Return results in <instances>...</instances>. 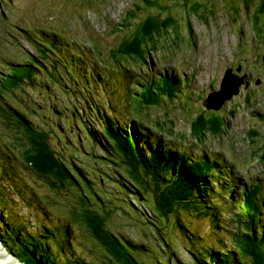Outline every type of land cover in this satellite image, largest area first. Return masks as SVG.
Wrapping results in <instances>:
<instances>
[{
  "label": "trees",
  "instance_id": "trees-1",
  "mask_svg": "<svg viewBox=\"0 0 264 264\" xmlns=\"http://www.w3.org/2000/svg\"><path fill=\"white\" fill-rule=\"evenodd\" d=\"M3 2L10 3L12 0ZM257 2L252 15L253 27L258 24L259 16L264 15V0ZM165 8L163 0H141V5L126 13L118 29L131 34L133 29L144 27L149 39L138 40L133 34L123 36L128 42L114 49L120 48L122 57L126 59H146L149 53L157 50L162 31L175 21L172 15L163 17L155 12ZM129 12L132 14L129 15ZM211 20L200 16L197 23L207 27ZM191 27L194 29L195 22ZM47 36L50 45L51 42L63 44V40L55 34ZM79 48L72 50L78 51ZM77 54V62L73 63L75 66L67 56L62 54L58 57L63 68L60 80L55 90L52 84L49 89L45 87L53 97L40 94L48 96V100H40L43 104L40 114L47 112L45 117L51 123L45 120L38 122L14 105L5 103L0 106L3 111L0 121L5 127L19 133L17 129L32 132L20 134L19 139L26 138L32 142L45 139L44 132L49 127L57 135L62 148L67 150L73 146L79 152L76 158L84 162L80 167L75 159L69 161L63 156L57 157L49 148L21 155L12 150L0 133V178L5 181L6 192L12 195V198L4 194L0 196V243L22 264H264V215L256 214L254 201L246 200V194L240 198L241 190L246 192V187L241 185L239 188L230 167L227 175H224L223 168L218 170L224 176L225 184L221 180L216 181L219 174L212 175L216 166L222 167L219 160L212 165L213 172L200 174L201 167L195 165L191 155L173 147L169 137L164 136L169 135L165 123L156 121L153 126L148 113L145 114L147 118L137 119L140 123L129 117L123 121L117 109H108L105 105L99 108L100 103L89 104L91 122L98 126L96 130L83 118L87 107L81 108L79 115L72 113L70 116L66 99L58 95L60 91L67 100L78 98L80 93L83 94L81 85L84 84L86 89V84L95 81L96 77L100 83L98 87L102 89L108 84L109 90L106 80L110 73L122 74L133 70L119 58L113 66L93 55ZM71 56L75 55L72 53ZM68 76L74 78L71 87L64 84ZM46 84L50 82L46 81ZM176 85L168 75L160 84L156 98L167 100L169 95H173ZM3 92L0 89V96ZM157 103L158 100L137 102L136 110H149ZM207 113L203 112L193 122L198 123L202 131L217 130L222 118L215 116V112H209L212 116L207 117ZM71 118L78 124L83 141L91 143L92 147L86 148L85 156L80 153L78 145L66 144ZM14 131L10 133L11 143L16 142V137L12 135ZM254 134L258 135L257 132ZM69 136L73 142H79L78 133ZM95 149H98L99 155ZM41 182H44V187H39ZM216 185H221L220 189ZM224 187L227 189L224 190ZM66 188L72 193L68 198L64 196ZM237 188V197L230 203L228 200ZM223 191L227 193L223 194ZM58 195L64 196L65 209L73 207L72 214L66 216L52 211L61 202ZM14 201L15 207L28 208L27 216H20L17 211L10 212L15 210V207L11 208ZM219 203L224 204V210L233 211V219L225 227L220 221L222 209ZM238 205L241 208L239 212L235 209ZM246 208L251 211L245 212ZM185 211H194L199 217L209 219L213 232H227L234 247L228 248L223 243L217 247L205 239L192 237L194 233L190 224L183 221ZM114 215L142 219L147 224L154 246L149 238H135L128 227L123 230L114 225ZM80 239L94 243L104 254V261L96 262L95 251L90 259L81 249Z\"/></svg>",
  "mask_w": 264,
  "mask_h": 264
},
{
  "label": "rangeland",
  "instance_id": "rangeland-1",
  "mask_svg": "<svg viewBox=\"0 0 264 264\" xmlns=\"http://www.w3.org/2000/svg\"><path fill=\"white\" fill-rule=\"evenodd\" d=\"M163 4L166 8L155 12L161 13L163 17L166 14L172 15L175 21L162 31L157 50L149 53L146 59H126L122 57L120 48L114 49L128 42L123 36L133 34L138 40L149 39V33L144 27L133 29L131 34L118 29L126 13L134 6L141 5V0H12L10 3L0 0V78L3 80L0 89L4 91L0 96V106H4L5 103L14 105L38 122L45 120L51 123V120L45 117L47 112L40 114L43 110L40 100H48L47 95L53 97L45 88L46 81H49L55 90L61 67L58 58L43 44L47 42L49 32L53 31L66 39L77 40L84 48L83 53L93 55L113 66L116 65V58H119L124 63L127 62V66L133 67V70L122 74L110 73L106 80L110 85L109 90L108 84L103 88L104 90H99L100 83L97 82L96 77L95 81L86 84V89L84 84L81 85L83 94L80 93L78 98L67 100L60 91L58 95L66 99L70 116L72 113L79 115L80 109L87 107L83 118L92 129L96 130L98 126L91 122L92 113L88 110L89 104L100 103L102 105L98 106L99 108L105 105L108 109H117L123 121H126V117L130 120L145 119L147 118L145 114L148 113L153 126L156 121L165 123L170 136L167 134L164 136L169 137L173 147L191 155L195 165L201 167L200 174L213 172L212 165L219 160L222 167L216 166L212 175L215 177L219 174L216 181L221 180L225 184L224 176L218 170L221 171L223 168L224 175H227L231 168L233 175L237 177L234 180L238 181L239 188L247 184L246 192L241 190L240 198L246 194V200L254 201L256 214L263 216L264 15L259 16V22L255 27L252 18L258 2L257 0H163ZM131 14L129 12V15ZM140 14L144 16L143 13ZM200 16L212 19L207 27L201 23L199 26L197 23ZM193 22H195L194 29L191 27ZM51 48L59 56L61 54L67 56L72 64L77 62L75 57L78 54L73 53L75 56H71L72 49L54 43ZM38 67L41 71L37 69ZM229 68L234 69V76L229 80L232 92L239 86V93L232 95L230 99L227 98L226 103L215 112V116L222 118L217 130L202 131L193 119L203 112H208L202 108V101L210 94H219L222 91L221 84ZM168 75L174 76L173 84L180 83L176 87L177 90L173 92V96L169 95L167 100L162 97L156 98L160 84ZM64 84L71 87L74 78L68 77V81H64ZM138 90L143 91V94L137 92ZM40 94L47 95L42 97ZM225 98L218 102L216 107H219ZM152 100H158V103L151 109L136 110L137 102ZM2 113L1 109L0 114ZM206 116L211 117L212 113L208 112ZM70 122L66 144L72 146L69 135L78 133L79 151L85 156L86 148L92 147L91 143L88 140L83 141L81 130L72 118ZM60 124L62 125L61 122ZM46 129L45 139L37 142L26 138L19 139L20 134L32 132L25 129H17L20 133L12 130L16 142L11 143L12 131L0 121V133L5 136L6 143L14 152L26 155L29 151L36 153V150L43 151L49 148L55 156H63L69 161L75 159L76 164L82 167L84 162L81 158H76L79 155L78 150L73 146L64 150L57 135L49 127ZM95 153L99 155L98 149H95ZM250 182H258V184L255 187ZM214 183L211 185L214 186ZM4 186L5 181L0 178V196L4 194L12 198ZM39 187H44V182H41ZM215 187L220 189L221 185ZM239 188L228 200L230 203L236 199ZM226 189L227 187H224V190ZM70 195L72 193L66 188L65 198ZM48 196L51 197L52 194L49 193ZM58 196L61 202H58L52 211L58 214H72L73 207L65 209L64 196ZM240 200L242 203L245 202L244 199ZM218 205L222 209L220 221L225 227V224L232 221L233 211L227 208L223 210L224 204ZM13 207L15 201L11 205V208ZM235 209L237 212L241 211L239 205ZM16 211L20 216L28 215L27 207L18 206L10 212ZM249 211L251 209L246 208L245 212ZM35 212L34 209L33 213ZM183 217L184 223L190 224L194 233L192 237L195 239H205L217 247L223 243L224 246L231 248L227 232H213L208 219L199 217L194 211L183 212ZM113 223L123 230L124 227H128V231L135 238L142 240L149 238L150 244L154 246L147 224L142 219L114 215ZM80 247L90 259L95 251L96 262L104 261V254L94 243L89 244L80 239ZM7 253L12 255L6 250L4 257L8 255ZM184 257L188 259L186 255ZM4 261L10 264L7 257ZM12 264L17 263L12 262Z\"/></svg>",
  "mask_w": 264,
  "mask_h": 264
},
{
  "label": "clouds",
  "instance_id": "clouds-1",
  "mask_svg": "<svg viewBox=\"0 0 264 264\" xmlns=\"http://www.w3.org/2000/svg\"><path fill=\"white\" fill-rule=\"evenodd\" d=\"M51 34H55L57 37H59V38H61L62 40H63V44L62 45H64L65 46V48H69V49H77L78 47H80L79 48V50L78 51H74V50H71L72 52L71 53H76L77 54V52L78 53H82L83 54V50H84V48L81 46V44H80V42L79 41H77V40H72V39H66L64 36H62L61 34H59V33H57V32H55V31H53V32H49V34L48 35H51ZM59 45H61V44H59ZM69 45V46H68ZM43 46L48 50V51H50L51 53H53L57 58L58 57H61L62 56V54H61V56H59L55 51H53L52 50V48H51V45L48 43V42H46V43H44L43 44ZM65 48H64V50H65ZM64 55V54H63ZM39 56H42V54H39ZM263 65H264V57H263ZM58 64H59V59H58ZM60 65V64H59ZM61 67V66H60ZM39 68V67H38ZM37 68V69H38ZM40 69V68H39ZM229 70H232V74H233V72H234V69H232V68H229ZM39 71H41V69L39 70ZM228 71V70H227ZM226 71V72H227ZM60 73H63V68L61 67V71L59 70V73H58V77H59V80H60V76H59V74ZM226 74V73H225ZM234 76V75H233ZM69 77V76H68ZM171 78H173L174 76L173 75H171L170 76ZM64 81H68V78L66 79V80H64ZM222 85V84H221ZM46 86H48V89H49V86H51V83L50 84H46L45 85V87ZM106 86V85H105ZM108 86V85H107ZM99 88V87H98ZM103 89V88H102ZM102 89H100L99 88V90H102ZM47 91V90H46ZM47 92H49V90L47 91ZM105 92V91H104ZM137 92H140V94H143V91H141V90H138ZM142 92V93H141ZM209 95V94H208ZM210 95H215V94H210ZM209 95V96H210ZM209 96L207 97V99L209 98ZM207 99H204L203 101H202V108L204 109V110H206V111H208V112H210V111H213V112H218L219 110H214V109H210V110H207L206 108H204L203 107V103H204V101L205 100H207ZM226 103V102H225ZM86 108V107H85ZM118 113H119V111H118ZM70 114V113H69ZM89 125V124H88ZM90 126V125H89ZM68 127L70 128L71 126L70 125H68ZM68 132V131H67ZM79 136V135H78ZM76 139H77V136H76ZM72 140V139H71ZM72 143H74V144H76V145H78L79 146V142L78 143H75V142H73L72 141ZM224 180V179H223ZM246 188H247V186H245ZM245 188V189H246ZM224 210V209H223ZM55 213V212H54ZM56 214H58V213H56ZM60 214H65L66 215V213H60ZM67 216V215H66ZM1 247H3V248H5L6 250H7V248L6 247H4L1 243H0V248ZM0 252H1V250H0ZM0 262H3V258H1L0 257ZM22 264V263H21Z\"/></svg>",
  "mask_w": 264,
  "mask_h": 264
},
{
  "label": "bare ground",
  "instance_id": "bare-ground-1",
  "mask_svg": "<svg viewBox=\"0 0 264 264\" xmlns=\"http://www.w3.org/2000/svg\"><path fill=\"white\" fill-rule=\"evenodd\" d=\"M51 47H52V43H51ZM90 57V56H89ZM31 58V57H30ZM33 59V58H32ZM69 61V60H68ZM75 62V61H74ZM13 63V62H12ZM14 65V64H13ZM24 65V64H23ZM69 65V64H68ZM74 65V64H73ZM75 66V65H74ZM88 67V66H87ZM71 68V67H70ZM72 69V68H71ZM75 71V70H74ZM75 73V72H74ZM81 73V72H80ZM85 75V74H84ZM91 77V76H90ZM37 79V78H36ZM90 80H91V78H90ZM104 81V80H103ZM41 82V81H40ZM182 83V82H181ZM175 84V83H174ZM180 84V83H179ZM178 84V85H179ZM177 86V85H176ZM175 86V87H176ZM103 87V86H102ZM179 88V87H178ZM186 88V87H185ZM104 90V89H103ZM177 90V89H176ZM182 90V89H181ZM178 92H179V90H178ZM177 93V92H176ZM231 93H233L232 92V87H231V85H230V83H229V79L227 78L226 80H225V82H224V84H223V89H222V91L219 93V94H215V95H213V96H211L210 97V99L207 101V103H206V106H208V107H212V108H217L216 107V105H217V103L218 102H220L223 98H225V97H227L228 96V94H231ZM96 94V93H95ZM180 94V93H179ZM173 96V95H172ZM92 103V102H91ZM55 104V103H54ZM93 105V104H92ZM94 106V105H93ZM60 123V122H59ZM145 131V130H144ZM142 132V131H141ZM139 134H141V133H139ZM151 138H152V136H151ZM142 142V141H141ZM10 159V158H9ZM218 168V167H217ZM225 168V167H224ZM216 170V169H215ZM229 173V172H228ZM235 179H236V177H235ZM233 182V181H232ZM235 182V181H234ZM220 186V185H219ZM221 217V216H220ZM212 219V218H211ZM210 219V220H211ZM209 220V219H208ZM212 222V221H211ZM216 224V223H215ZM224 229V228H223ZM228 230V229H227ZM218 231V230H217ZM216 232V231H215ZM229 232V231H228ZM8 254V253H7ZM5 257H7L8 258V261H9V263L10 264H12V262H16L17 264H21V263H19L14 257H12V255H10V254H8L7 256H5ZM12 258H13V260H12ZM12 260V261H11ZM5 264H8V263H6L5 261H3Z\"/></svg>",
  "mask_w": 264,
  "mask_h": 264
},
{
  "label": "water",
  "instance_id": "water-1",
  "mask_svg": "<svg viewBox=\"0 0 264 264\" xmlns=\"http://www.w3.org/2000/svg\"><path fill=\"white\" fill-rule=\"evenodd\" d=\"M232 77H233L232 70H228V71L226 72V74H225V77H224V80H223V83H222V89H223V84H224L225 80H226L227 78L230 80ZM238 93H239V86H237V89H236L233 93H231L228 97H226V98L223 100L222 104H221L219 107H217V108H212V107H208V106H206L207 101L210 99L211 96H213V95H210L209 98H208L207 100L204 101V103H203V107L206 108L207 110H210V109L219 110V109L222 107V105H223L228 99H230V98L232 97V95H234V94H238ZM227 98H228V99H227ZM0 250H1V252H0V257L3 258V261H4V260H5L4 253H5L6 249L3 248V247H1ZM0 264H5V263H4V262H0Z\"/></svg>",
  "mask_w": 264,
  "mask_h": 264
}]
</instances>
